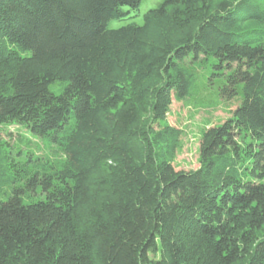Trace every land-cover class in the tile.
<instances>
[{"label":"trees","instance_id":"trees-1","mask_svg":"<svg viewBox=\"0 0 264 264\" xmlns=\"http://www.w3.org/2000/svg\"><path fill=\"white\" fill-rule=\"evenodd\" d=\"M139 4L0 0V264H264V0H162L108 27ZM203 66L240 101L176 170L167 112Z\"/></svg>","mask_w":264,"mask_h":264},{"label":"rangeland","instance_id":"rangeland-1","mask_svg":"<svg viewBox=\"0 0 264 264\" xmlns=\"http://www.w3.org/2000/svg\"><path fill=\"white\" fill-rule=\"evenodd\" d=\"M162 0H140L136 14H131L123 20H110L109 28H118L130 22L141 24L143 14L156 8ZM126 8V7H124ZM198 72L195 92L184 99L175 100L172 98L166 119L169 124L180 128L182 134L179 138V146L173 159V166L176 170H189L198 167L199 146L202 132L213 125L220 124L236 109L239 104V95L225 99L218 94V88L222 84L219 78L209 80V70L207 66ZM60 82L55 81L49 85L52 91H60ZM6 130L9 135L5 139L9 140L20 149H30L38 157L53 159L55 148L44 142L40 137L32 135L27 129L17 125H8ZM20 140V141H19Z\"/></svg>","mask_w":264,"mask_h":264}]
</instances>
